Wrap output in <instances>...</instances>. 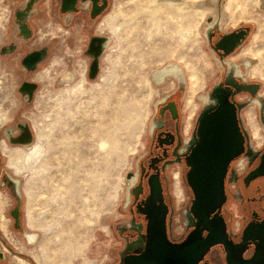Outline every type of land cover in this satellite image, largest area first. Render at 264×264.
Here are the masks:
<instances>
[{
    "label": "rangeland",
    "instance_id": "1",
    "mask_svg": "<svg viewBox=\"0 0 264 264\" xmlns=\"http://www.w3.org/2000/svg\"><path fill=\"white\" fill-rule=\"evenodd\" d=\"M154 1L112 0L96 23L78 15L69 28L55 17L40 25L44 40L54 37L53 72L40 75L33 98L13 92L15 107L0 102V264H114L115 225L122 218L130 176L144 156L157 104L174 88V72H161L169 65L181 69L198 110L207 87L220 76L207 44L208 17L218 18L223 31L251 27L232 60L262 85L264 94V0H180L183 10L168 9L151 18L143 10ZM12 7L13 0H0V23H5L0 44ZM114 28H120L118 39L112 36ZM96 37L105 40V48L91 77L90 48ZM50 63L41 70L50 69ZM65 71L76 77L60 85ZM3 78L11 88L19 83V77L0 71ZM24 126L31 129L33 142L11 144L12 132ZM37 149L36 157L24 159ZM5 172L20 180L19 230L10 216L16 199L2 185ZM28 232L37 235L32 245L24 237Z\"/></svg>",
    "mask_w": 264,
    "mask_h": 264
},
{
    "label": "flooded vegetation",
    "instance_id": "2",
    "mask_svg": "<svg viewBox=\"0 0 264 264\" xmlns=\"http://www.w3.org/2000/svg\"><path fill=\"white\" fill-rule=\"evenodd\" d=\"M111 4L112 0H13L6 23L9 31L0 44V71L13 79L19 77V83L11 88L3 78L0 102L15 107L10 98L13 92L33 98L40 88V75L53 72L50 61L55 41L54 37L43 39V22L55 17L62 28H69L78 15H86L88 23H96ZM206 23L207 44L221 68L220 76L207 87L200 110L197 100L187 94V82L174 76V88L157 104L144 156L130 176L122 218L115 225L114 264H264V164L260 168L264 94L262 85L248 79L243 65L232 60L249 39L251 27L223 31L215 17H208ZM0 26L5 29V23ZM231 34L230 40L225 39ZM241 35L244 38L237 39ZM100 49L97 43L95 51ZM48 62L50 69L41 70ZM216 91L235 108L245 143L228 165L226 198L214 211L199 205L197 183L190 181L189 174L195 164L198 120L205 106L213 119ZM14 131L15 137L22 135ZM259 139H263L260 144ZM210 237L223 242L208 246Z\"/></svg>",
    "mask_w": 264,
    "mask_h": 264
},
{
    "label": "water",
    "instance_id": "3",
    "mask_svg": "<svg viewBox=\"0 0 264 264\" xmlns=\"http://www.w3.org/2000/svg\"><path fill=\"white\" fill-rule=\"evenodd\" d=\"M95 16H93L94 18ZM250 28H246L248 32ZM248 34V33H246ZM233 34L226 36L225 39L230 40ZM207 36V34H206ZM244 38L242 35L237 39ZM103 38H93L90 48V53L94 57L91 66V77H95L99 69L98 59L101 54V49L95 51V45ZM240 41V40H239ZM97 58V59H96ZM175 65H169L171 67ZM163 69V70H165ZM181 70V69H180ZM162 71V70H161ZM159 72V71H158ZM214 97V108L217 112L213 119L207 116V107L205 106L198 120V145L195 155V164L190 171L189 179L194 185L197 183V192L200 198V206H208L214 211L219 208L225 201L224 178L227 172L229 163L236 158L244 150L245 138L240 130V125L237 119L235 108H232L228 97L220 99L218 91ZM220 107H217L218 103ZM22 135L20 137L11 136L9 141L13 145H29L33 142L31 129L28 126L21 127ZM262 162L260 168L263 166ZM259 168V169H260ZM3 186L10 189L12 196L16 199V206L10 212V216L15 220L14 228L21 229V207L23 205V197L20 193V180L14 178L9 173L5 172ZM36 235V234H35ZM24 237L29 245H32L27 239V234ZM190 241L188 239L187 243ZM223 242L216 237L208 239V246ZM0 253V257H1ZM21 255V253H20Z\"/></svg>",
    "mask_w": 264,
    "mask_h": 264
},
{
    "label": "bare ground",
    "instance_id": "4",
    "mask_svg": "<svg viewBox=\"0 0 264 264\" xmlns=\"http://www.w3.org/2000/svg\"><path fill=\"white\" fill-rule=\"evenodd\" d=\"M139 4V3H138ZM141 5V4H140ZM137 6V5H136ZM145 6V5H144ZM147 6V5H146ZM148 7V6H147ZM140 8H142V6L140 7ZM138 10H139V8H137ZM144 9V8H143ZM168 9H177V10H183V5L181 4V2H180V0H155L154 1V5L151 7V8H148V10H146V9H144L143 10V13L144 12H147V14L151 17V18H153L154 16H156L157 14H159V13H161V12H163V11H165V10H168ZM150 17H146V19H150ZM211 22V21H210ZM207 23H208V21H207ZM136 29H139V26H138V28L137 27H135ZM211 29V28H210ZM119 31H120V28H114L113 30H112V36L113 37H116L117 38V34L119 33ZM206 31V30H205ZM210 31V30H209ZM209 33V32H208ZM206 34V33H205ZM105 38V37H104ZM118 39V38H117ZM99 43V45H100V47H101V50H103V48H105V40L104 39H102V40H100V42H98ZM97 59V58H96ZM100 67V66H99ZM169 71H172V72H174V74L176 75V77L178 78V79H181V80H184V77H183V74H182V72L180 71V69H179V67H174V66H171V67H168L166 70H164L163 72H161V73H166V72H169ZM165 75V74H164ZM75 77H76V75H75V73H73L72 71H69V73L67 74V76L65 77V78H61V79H59L58 81H59V84L60 85H64V84H67V83H71V82H73V80L75 79ZM164 77V76H163ZM71 87V86H70ZM64 90L65 91H67L68 89H67V87L66 88H64ZM63 91V90H62ZM164 95V94H163ZM32 136H33V134H32ZM24 146V145H23ZM39 149H37L34 153H32V154H28L27 156H25L24 157V159H26V160H29V158H33L37 153H39V151H38ZM19 156L21 157V160H23L22 159V156H21V154L19 153ZM36 157V156H35ZM25 160V161H26ZM20 161V159L18 160L17 159V163H20L19 162ZM23 169V168H22ZM20 171V170H19ZM20 187L21 186H19V190H20ZM20 193H21V190H20ZM22 195V194H21ZM21 222V221H20ZM27 234V239H28V241H30L31 243H33L34 241H35V239H36V235L35 234H32V233H30V232H28V233H26Z\"/></svg>",
    "mask_w": 264,
    "mask_h": 264
}]
</instances>
